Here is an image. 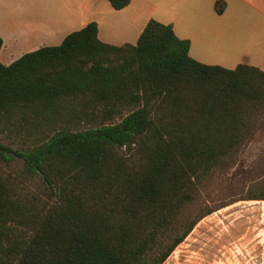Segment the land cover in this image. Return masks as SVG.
Here are the masks:
<instances>
[{
	"label": "trees",
	"instance_id": "obj_1",
	"mask_svg": "<svg viewBox=\"0 0 264 264\" xmlns=\"http://www.w3.org/2000/svg\"><path fill=\"white\" fill-rule=\"evenodd\" d=\"M97 30L88 23L0 63V129L40 134L24 149L0 143V264H163L224 207L179 224L183 206L241 149L250 117L264 121L258 69L200 64L188 40L154 20L135 45L104 44ZM13 161L39 195L4 175ZM246 200L264 202V178ZM262 229L264 242V218Z\"/></svg>",
	"mask_w": 264,
	"mask_h": 264
},
{
	"label": "crops",
	"instance_id": "obj_2",
	"mask_svg": "<svg viewBox=\"0 0 264 264\" xmlns=\"http://www.w3.org/2000/svg\"><path fill=\"white\" fill-rule=\"evenodd\" d=\"M150 20L171 25L200 64L228 70L246 64L264 74V0H129L118 11L107 0H0V63L62 42L91 22L102 43L135 45Z\"/></svg>",
	"mask_w": 264,
	"mask_h": 264
},
{
	"label": "rangeland",
	"instance_id": "obj_3",
	"mask_svg": "<svg viewBox=\"0 0 264 264\" xmlns=\"http://www.w3.org/2000/svg\"><path fill=\"white\" fill-rule=\"evenodd\" d=\"M48 43L44 47L61 42ZM250 120L255 128L247 133L244 145L229 157L227 166L215 168L200 183L177 222L187 224L224 207L201 218L163 264H263L264 202L246 199L258 193L264 178V121L255 115ZM39 135L32 128L18 134L0 129V143L14 150L24 149ZM2 169L23 195L41 193L38 181L24 175L19 161L2 165Z\"/></svg>",
	"mask_w": 264,
	"mask_h": 264
}]
</instances>
